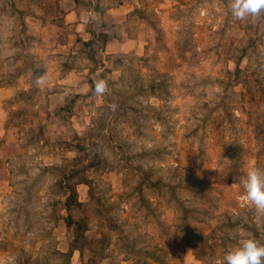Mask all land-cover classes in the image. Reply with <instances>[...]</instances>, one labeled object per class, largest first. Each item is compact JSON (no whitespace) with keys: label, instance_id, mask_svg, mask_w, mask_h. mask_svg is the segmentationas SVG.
I'll return each instance as SVG.
<instances>
[{"label":"rangeland","instance_id":"obj_1","mask_svg":"<svg viewBox=\"0 0 264 264\" xmlns=\"http://www.w3.org/2000/svg\"><path fill=\"white\" fill-rule=\"evenodd\" d=\"M60 2L0 0V264H220L264 244L240 182L264 169V9L137 0L144 47L107 55L97 34L71 44Z\"/></svg>","mask_w":264,"mask_h":264},{"label":"crops","instance_id":"obj_2","mask_svg":"<svg viewBox=\"0 0 264 264\" xmlns=\"http://www.w3.org/2000/svg\"><path fill=\"white\" fill-rule=\"evenodd\" d=\"M62 1L64 3H62ZM90 2V5L95 3L98 8H86L84 2L81 0H61L60 7L65 9L63 16L64 22L71 25V32L69 38L81 37L84 40L91 38L93 35L99 36L100 33H106L109 36V40L104 47V54L114 55L123 54L129 52L139 53L141 50V35L140 33L133 34L125 28L126 23L131 20L135 15L137 6L139 5L137 0H86ZM98 13V17L95 14ZM2 18V19H1ZM5 15L0 14V22H4ZM97 18L98 20H94ZM44 27L42 29L41 36L48 28L51 36L55 38L59 27L50 20L41 19ZM123 24V25H122ZM46 28V29H45ZM90 30L93 32L90 33ZM1 31V29H0ZM2 33V31H1ZM49 33V32H48ZM48 33L46 36H48ZM131 34V36L129 35ZM3 38V34H2Z\"/></svg>","mask_w":264,"mask_h":264},{"label":"clouds","instance_id":"obj_3","mask_svg":"<svg viewBox=\"0 0 264 264\" xmlns=\"http://www.w3.org/2000/svg\"><path fill=\"white\" fill-rule=\"evenodd\" d=\"M232 14L237 19L246 15H257L264 9V0H232ZM42 80L37 79V84ZM107 90L104 80L95 82V93L103 95ZM240 182L245 189V199L255 206L258 215H264V169L251 167ZM220 264H264V244L253 238L242 237L238 245L230 249Z\"/></svg>","mask_w":264,"mask_h":264},{"label":"trees","instance_id":"obj_4","mask_svg":"<svg viewBox=\"0 0 264 264\" xmlns=\"http://www.w3.org/2000/svg\"><path fill=\"white\" fill-rule=\"evenodd\" d=\"M98 37L100 40H103V44H102L101 48H102V50H104L105 44L109 40V36L106 33H100ZM94 41L92 40L91 43ZM74 194H76L75 190L72 191V195L69 197V201L74 197Z\"/></svg>","mask_w":264,"mask_h":264}]
</instances>
